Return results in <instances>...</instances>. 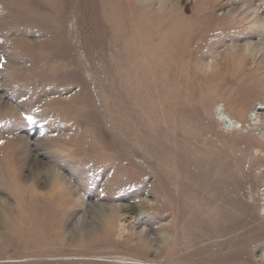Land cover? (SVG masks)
Here are the masks:
<instances>
[{
    "label": "rangeland",
    "instance_id": "374dc122",
    "mask_svg": "<svg viewBox=\"0 0 264 264\" xmlns=\"http://www.w3.org/2000/svg\"><path fill=\"white\" fill-rule=\"evenodd\" d=\"M0 65V264H264V0H0Z\"/></svg>",
    "mask_w": 264,
    "mask_h": 264
},
{
    "label": "bare ground",
    "instance_id": "6f19581e",
    "mask_svg": "<svg viewBox=\"0 0 264 264\" xmlns=\"http://www.w3.org/2000/svg\"><path fill=\"white\" fill-rule=\"evenodd\" d=\"M220 117H221V120L226 124L228 125L230 128L232 129H238V128H242V125L240 124L239 121L229 117L228 115H226L225 113L222 112L221 109H217ZM255 115V113L251 116L253 117ZM36 177V176H35ZM58 177V176H57Z\"/></svg>",
    "mask_w": 264,
    "mask_h": 264
},
{
    "label": "snow or ice",
    "instance_id": "6c2138e0",
    "mask_svg": "<svg viewBox=\"0 0 264 264\" xmlns=\"http://www.w3.org/2000/svg\"><path fill=\"white\" fill-rule=\"evenodd\" d=\"M0 67H2V65H0ZM0 143H2V142H0Z\"/></svg>",
    "mask_w": 264,
    "mask_h": 264
}]
</instances>
